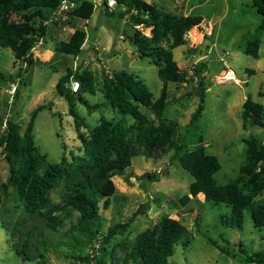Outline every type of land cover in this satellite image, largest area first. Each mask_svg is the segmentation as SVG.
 Instances as JSON below:
<instances>
[{
	"label": "rangeland",
	"instance_id": "374dc122",
	"mask_svg": "<svg viewBox=\"0 0 264 264\" xmlns=\"http://www.w3.org/2000/svg\"><path fill=\"white\" fill-rule=\"evenodd\" d=\"M103 1L98 0L99 3ZM143 1L167 13L198 16L204 21L201 28L194 27L185 34V39L188 35L191 40L189 33L194 29L200 36L197 42L186 39L185 45L172 50L173 60L182 71H190L200 63L205 65L203 101L201 103L197 96H192L198 82L189 73L185 83L167 85L168 106L163 116L166 121L178 124L176 139L179 140L184 137L191 115L202 104L195 130L206 143L205 152L217 158L221 169L214 179L218 185H224L238 176L243 164L242 140L249 137L264 139V127L249 123L244 129L241 118L242 103L249 97L262 107L261 121L264 124V30L260 29V17L255 13L252 0ZM101 9L94 8L88 21L71 20L59 35L53 34L54 25L46 26V35L26 62L16 60L11 50L0 48V134L6 120L13 119L24 128L30 114L41 107L35 116L32 134L39 153L50 165H57L64 152L81 156L77 151L79 144L72 119L67 114V103L55 92L58 80L67 73L72 77L88 71L93 77V93H82V99L88 105L99 107L88 112L84 105L77 101L75 104L76 112L85 120L89 130L98 125L100 117L111 121L121 118L115 111L101 105L103 99L99 88L105 73L127 72L145 84L153 100L160 95L162 81L156 66L150 59H141L137 49L123 39L126 33H131L130 26ZM10 20L18 22L20 18L13 15ZM75 28L86 33L80 55L61 54L57 50L59 44L67 42ZM208 32L207 36L205 33ZM143 34L148 36L149 30H143ZM251 41L260 43L256 59L244 54ZM226 69L233 71L239 85L218 82L221 72ZM11 86L15 87L13 97L9 94ZM148 116L153 119L152 115ZM126 122L128 126L134 123L128 117ZM145 173L157 175L159 179L154 182L141 179ZM7 179L8 166L0 150V182L5 183ZM112 181L120 199L112 201L107 210H100L103 234L110 225L129 222L134 216L124 236V239L132 240L162 216L168 215L178 220L192 237L186 248L175 247L168 264H244L223 254L217 247L237 255L239 249L247 255L264 253V228L254 227L248 212L243 213L242 228L235 230L221 223L230 213L224 204L207 202L202 196L181 204V198L189 194L193 179L172 159V151L157 153L152 158L133 157L131 167L122 176L113 177ZM50 200L59 203L60 192L52 191ZM258 200L264 201V196ZM16 206L14 199L7 198L2 207L8 210V214L0 211V264H94L92 245L83 240L80 242L77 233L68 237L63 234L70 224L76 222L77 213L71 220L64 219L57 233L48 229H43L42 233L35 228L32 230L29 255L33 261L16 256L14 249L21 238L10 236L9 226L15 223L18 230L24 232L35 225V219L26 218L22 209ZM36 224L39 228L44 226L43 221ZM119 240L121 237L116 236V241ZM115 254L116 258L122 255L121 252Z\"/></svg>",
	"mask_w": 264,
	"mask_h": 264
},
{
	"label": "trees",
	"instance_id": "16d2710c",
	"mask_svg": "<svg viewBox=\"0 0 264 264\" xmlns=\"http://www.w3.org/2000/svg\"><path fill=\"white\" fill-rule=\"evenodd\" d=\"M59 1L0 0V48L11 50L18 61L29 60L32 50L46 35L44 22L58 8ZM116 2L117 10L101 11L125 20L130 26L131 33H126L123 39L137 49L141 59H150L156 66L162 81L160 95L153 100L145 84L127 72L119 71L112 75L105 73L99 88L103 99L101 105L115 111L121 118L111 121L100 117L98 125L89 130L85 120L76 112L75 104L77 101L84 105L88 112L99 107L88 105L82 99V93H93L92 75L84 71L80 75L71 77L67 73L61 77L55 92L67 103V114L72 119L79 144L77 151L81 156L71 151L64 152L57 165L47 163L34 143L33 123L41 107L30 114L24 128L13 119L5 121L0 134V150L8 166V179L5 183L0 182V211L8 214L2 205L7 198H11L26 218L32 221L35 219V225L24 232H20L15 223L8 228L10 236L21 238L19 245L15 246V255L26 261H33L29 255V242L34 228L40 233L43 229L57 233L63 220H71L73 214L77 213L76 222L70 224L63 234L68 237L77 233L80 242L83 240L92 245L91 259L94 264H168L175 247L180 245L186 248L192 239L189 231L178 220L168 215L162 216L151 228L139 232L132 240L124 239V236L134 216L129 222L110 225L104 234L101 233L100 222V210H107L112 201L120 199L112 178L122 176L131 167L133 157L152 158L157 153L167 151H172V159L193 179L189 194L181 198L182 205L189 202L190 198L202 196L207 202L224 204L230 209L229 217L221 221L226 227L241 229L243 213L248 212L254 227L264 228V201L258 200L264 196V147L260 145V139L249 137L242 140L243 164L239 167L238 176L224 185H218L214 176L221 166L215 156L205 152L206 143L195 130V123L203 110L201 103L205 65L200 63L190 71H182L173 60L172 50L186 44V32L194 27L199 28L202 19L198 16L167 13L143 0ZM252 6L260 17V29L264 30V0H252ZM93 10L91 2L82 0L69 13V19L63 27L73 19L88 21ZM13 15L18 16L20 21H11ZM146 29L149 30L148 36L143 34ZM85 40V31L75 28L68 41L60 43L57 50L66 56L77 57ZM259 46V41L248 42L244 54L256 59ZM189 72L198 82L192 96H197L201 103L191 115L184 137L178 140V124L166 121L163 116L168 106L167 85L185 83ZM70 78L79 82L76 93L66 88ZM241 107L244 129L249 123L264 127L260 105L247 97ZM127 117L134 121L130 126L127 125ZM140 178L154 182L159 176L145 173ZM52 191L60 192L59 203L50 200ZM37 221H43L44 226L37 227ZM116 236H120L121 240L116 241ZM211 244L215 245L214 242ZM217 248L244 264H264L262 252L247 255L239 249L237 255L224 248ZM116 252L122 255L116 258Z\"/></svg>",
	"mask_w": 264,
	"mask_h": 264
},
{
	"label": "built area",
	"instance_id": "2783aa9c",
	"mask_svg": "<svg viewBox=\"0 0 264 264\" xmlns=\"http://www.w3.org/2000/svg\"><path fill=\"white\" fill-rule=\"evenodd\" d=\"M81 1L82 0H60L58 8L55 11H53L49 16V18L44 22V26L54 25L56 27H63L65 25L64 23H66L67 20L69 19V13H71L74 9H76ZM88 1L92 3L94 8L102 7V9H105L107 12H113L118 8L116 0H104V4L103 2L99 3L98 0H88ZM121 10H123V8H121ZM209 33L210 32L205 34L208 36ZM186 39L190 40L188 35ZM189 73L192 75V72ZM218 82L219 83L232 82L238 85L240 84V81L237 80L233 71L230 69H226L221 72L218 78ZM68 87L73 93H76L79 90V82L71 79ZM14 92H15V87L11 86V90L9 91L11 97L14 96ZM260 145L264 147V139H260ZM96 247L97 246H95V248Z\"/></svg>",
	"mask_w": 264,
	"mask_h": 264
},
{
	"label": "bare ground",
	"instance_id": "6f19581e",
	"mask_svg": "<svg viewBox=\"0 0 264 264\" xmlns=\"http://www.w3.org/2000/svg\"><path fill=\"white\" fill-rule=\"evenodd\" d=\"M189 35L191 37L192 42H197V40L200 38V36L197 34V32L194 29L189 33Z\"/></svg>",
	"mask_w": 264,
	"mask_h": 264
},
{
	"label": "water",
	"instance_id": "95a60500",
	"mask_svg": "<svg viewBox=\"0 0 264 264\" xmlns=\"http://www.w3.org/2000/svg\"><path fill=\"white\" fill-rule=\"evenodd\" d=\"M54 35H59L63 31V27L54 28Z\"/></svg>",
	"mask_w": 264,
	"mask_h": 264
},
{
	"label": "crops",
	"instance_id": "0c3cea01",
	"mask_svg": "<svg viewBox=\"0 0 264 264\" xmlns=\"http://www.w3.org/2000/svg\"><path fill=\"white\" fill-rule=\"evenodd\" d=\"M204 25V21L202 20V22L200 23L199 27L201 28ZM245 99V97H244Z\"/></svg>",
	"mask_w": 264,
	"mask_h": 264
}]
</instances>
